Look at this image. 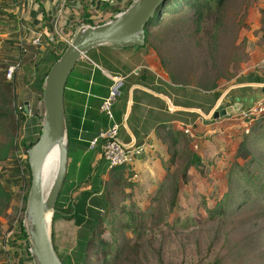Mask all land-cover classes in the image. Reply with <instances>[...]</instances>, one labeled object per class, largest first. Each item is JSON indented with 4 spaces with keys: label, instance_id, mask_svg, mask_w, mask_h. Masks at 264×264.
I'll list each match as a JSON object with an SVG mask.
<instances>
[{
    "label": "rangeland",
    "instance_id": "374dc122",
    "mask_svg": "<svg viewBox=\"0 0 264 264\" xmlns=\"http://www.w3.org/2000/svg\"><path fill=\"white\" fill-rule=\"evenodd\" d=\"M222 1L221 7L216 6L203 15L187 10L175 17H165L163 25L152 31L149 49L159 55L168 76L183 87L193 86L201 93L216 90L222 94L252 78L264 84V0ZM26 7L22 9L26 11ZM92 21L99 24L112 20L98 17ZM83 24L91 26L83 21L76 22L78 27ZM33 32L36 33L32 34V39L38 38V32ZM3 40L5 38L0 37V46ZM61 42L64 45L55 47L58 55L67 44L69 46V43ZM16 60L0 53V63L14 64ZM31 96L25 91L24 101L29 102ZM229 98L225 99L230 102ZM24 109L30 119L14 131L16 150L11 160L0 166L8 179L16 176L14 163H17L23 178L19 186L10 187L14 200L7 214L0 218V264H11L10 247H25L26 254L30 253V244L18 235L20 219L23 218V225L25 222L28 201H24V197L29 195L32 181L26 169V147L37 139V130H42L45 109L41 101L36 118L38 127L36 124L33 127L30 106L24 105ZM11 126L13 128L12 121ZM168 133L169 148H164L162 155L166 158L165 178L158 184L150 187L141 183L138 175L132 172L125 176L129 170L125 167L123 174L117 176L119 178L105 173L101 181L99 179L95 186L86 190L91 195L97 194L99 197L96 198L108 194L107 203L115 208L114 225L112 229H104L103 239L117 247L118 255L106 263L264 264V193L255 189L246 178H240L241 174L264 172V148H247L238 160L240 172L230 186L224 177L227 174L225 164L230 160L233 163L238 148H226L224 141L221 148H189L192 140L187 133H182L181 138L176 130ZM6 138L4 136L2 140ZM178 145L183 148H177ZM197 157L199 162L195 161ZM259 182L264 185V176ZM70 191L65 182L59 198L62 211L74 200L69 196ZM61 221L52 220L55 244ZM77 235L78 239L89 238V232L82 229ZM86 242L62 257L65 264H82L87 254L84 252ZM3 247L8 250L1 249ZM88 257L96 259L91 251ZM98 260L99 264L104 261L103 257Z\"/></svg>",
    "mask_w": 264,
    "mask_h": 264
},
{
    "label": "crops",
    "instance_id": "0c3cea01",
    "mask_svg": "<svg viewBox=\"0 0 264 264\" xmlns=\"http://www.w3.org/2000/svg\"><path fill=\"white\" fill-rule=\"evenodd\" d=\"M112 1L103 4L96 0L2 2L11 3L9 12H16L25 23L41 29L48 37H56L55 40L67 43L84 26L78 27L76 22L84 23L85 20H95L98 17L111 20L110 9L120 0ZM25 7L26 11L22 9ZM22 11L23 15L25 12V17ZM19 31L21 21L16 27V32ZM56 34L60 35V39ZM115 78L121 81L120 96L113 107L114 122H110L101 112V105L109 96ZM263 86L264 84L258 83V79L252 78L231 87L226 93L220 94L216 90L212 94L201 93L198 88L183 87L174 82L163 69L161 58L154 50L140 47L115 48L110 45L92 49L86 56H82L70 74L64 95L70 171L67 182L71 189L69 196L74 198L73 205L88 193L87 189H91L92 185L95 186L104 177L107 164L100 149L91 150L89 146L102 130L113 123L120 125L119 139L124 145L138 144L145 148L144 155L134 167L129 168L125 176L129 172L135 173L141 183L151 187L165 178L166 158L163 159L162 155L164 148H169L168 132L176 130L180 138L182 133H187L192 140L189 148H221L223 141L227 144L226 148H238L251 123H239L240 120L233 115L216 120L213 115L235 104H242L243 110L251 109L264 100ZM26 91L32 96L29 102L25 101V106H30L29 115L34 123L33 127L35 124L38 127L37 111L42 100H38L30 90ZM216 93L220 94L218 98ZM225 98H229L230 102ZM177 148L183 147L178 145ZM228 157L227 154L226 160ZM230 161L225 164V173ZM107 169L106 174L109 175V168ZM60 229L59 233L56 231V244L62 257L70 255L87 241L86 237L84 240L78 239L79 231L82 229L88 232V228L86 225H77L76 220L61 221ZM24 248H9L12 254L9 258L11 264H35ZM1 249L8 250L5 247Z\"/></svg>",
    "mask_w": 264,
    "mask_h": 264
},
{
    "label": "trees",
    "instance_id": "16d2710c",
    "mask_svg": "<svg viewBox=\"0 0 264 264\" xmlns=\"http://www.w3.org/2000/svg\"><path fill=\"white\" fill-rule=\"evenodd\" d=\"M136 0H127L125 6L117 4L111 7V20H114L117 15L126 11ZM222 0H165L164 4L158 9L156 16L150 20L146 27V43L142 48H149L150 38L152 37V31L160 28L165 20V17H175L184 13L187 10H194L199 15L205 14V12H211L216 6L221 7ZM12 7L11 3L0 2V35H6L5 40L0 46V53L9 58H15L14 64L0 63V166L2 163H7L11 160L13 152L17 147V136L14 131L17 130L19 124L26 122L30 118L26 114L24 109V92L26 89L30 90L38 100H42V94L44 84L48 73L53 65L61 58L63 53L68 48H64L61 54H57L55 47L58 44L64 45L61 41H56V37H48L42 33L41 29H35L27 22L21 20L16 12H8ZM3 17V19H2ZM6 20H4L5 18ZM21 21V31L16 32L15 26ZM86 25L98 26L105 24L95 23L92 20H85ZM45 25V24H44ZM23 26V27H22ZM11 30V31H10ZM36 30L38 34H41L40 43L36 44L35 38L32 34ZM74 37V36H73ZM72 37V39H73ZM63 43V44H62ZM66 45V44H65ZM49 66V67H48ZM11 67H16L12 79H7V74ZM216 98L220 96L219 93L215 94ZM11 121L13 128L11 126ZM69 129V127H68ZM40 131H38V137L35 141L30 142L26 147L27 151L33 147L40 138ZM70 134V132H69ZM6 136L7 138L2 140ZM26 143V142H25ZM247 148H264V114H256L253 117V122L249 129L244 132L243 137L240 140L237 151L233 158V163L227 169V182L232 186L234 178L238 176L240 172V166L238 160ZM196 162L200 159L195 158ZM27 164V171L31 174L29 162ZM191 162L190 164H192ZM16 165V176L5 179L3 172L0 170V218L7 214L10 204L14 200V194L11 190V186H19L23 178L19 175L20 169ZM125 167H115L109 169V175L119 176L123 174ZM108 169H105V173ZM70 171L68 168L66 181L69 179ZM264 176V172L258 174L245 176L241 174L240 178H246L255 189H259L264 193V185L259 182V179ZM119 178V177H117ZM29 185V184H28ZM65 185V184H64ZM29 187V186H28ZM230 195V192H228ZM103 192H100V196H103ZM108 194L105 197H99L97 194L91 195L89 192L83 196L82 199L77 201L73 205V201L68 205L65 211L59 206V199L56 203L55 214L53 216V222L57 219L64 221L76 220L77 225H86L89 232V238L87 239L85 250L87 252L82 264H99V257H103L102 264H107V260H113L118 255L117 247L109 240H104V229H112L114 225V206H109L107 201ZM60 198V196H59ZM226 198V196H225ZM28 199V196L24 197V201ZM228 200V198H226ZM110 204V203H109ZM24 211L22 212L23 215ZM120 213H118V216ZM19 237L28 241L26 229L23 225V218L20 219V234ZM55 232L53 229L52 241L57 252V255L65 264L62 256L56 249L55 244ZM89 251L94 253L96 259H90L88 257ZM30 255V254H29Z\"/></svg>",
    "mask_w": 264,
    "mask_h": 264
},
{
    "label": "water",
    "instance_id": "95a60500",
    "mask_svg": "<svg viewBox=\"0 0 264 264\" xmlns=\"http://www.w3.org/2000/svg\"><path fill=\"white\" fill-rule=\"evenodd\" d=\"M164 2L165 0H136L126 11L108 23L95 27H81L46 77L42 94L45 116L41 135L38 142L27 151L32 181L24 227L35 264H63L53 245L51 225L68 171V130L64 106L68 78L82 56H86L96 47L103 45L115 48L144 47L146 27ZM262 91L264 93V86ZM26 110L29 112L28 107ZM242 110V104H235L215 112L213 117L218 120L238 114ZM56 144L61 147L59 168L54 185L45 196L43 165L49 151ZM49 214L50 227L47 223Z\"/></svg>",
    "mask_w": 264,
    "mask_h": 264
},
{
    "label": "built area",
    "instance_id": "2783aa9c",
    "mask_svg": "<svg viewBox=\"0 0 264 264\" xmlns=\"http://www.w3.org/2000/svg\"><path fill=\"white\" fill-rule=\"evenodd\" d=\"M99 4L106 2H113L112 0H96ZM127 0H120L117 4H122L125 6ZM118 16V15H117ZM40 38H35V43H40ZM70 44V42H67ZM262 60L264 63V48L262 51ZM16 67H11L7 74V79H12V75ZM120 79L115 78L114 85L111 87L109 96L103 101L101 105V112L105 114L110 122H114L115 116L113 107L117 99L120 96ZM256 114H264V100L258 102L254 107L249 110H242L238 114H233V116L240 120V122L251 123L253 122V117ZM232 116V115H229ZM120 125L113 123L109 128L102 130L91 142L90 149L97 150L100 149V154L105 160L107 167L109 169L115 167H127L132 168L135 163L140 159L144 153L145 148L138 144H132L130 146L124 145L119 139ZM30 251V250H29ZM30 254V253H29ZM31 255V254H30ZM32 257V256H31Z\"/></svg>",
    "mask_w": 264,
    "mask_h": 264
},
{
    "label": "bare ground",
    "instance_id": "6f19581e",
    "mask_svg": "<svg viewBox=\"0 0 264 264\" xmlns=\"http://www.w3.org/2000/svg\"><path fill=\"white\" fill-rule=\"evenodd\" d=\"M60 155H61V147L59 144H56L51 148L45 159L43 165V185L45 190V196H47L50 193L54 185L59 168ZM47 223L50 227L51 214L47 216Z\"/></svg>",
    "mask_w": 264,
    "mask_h": 264
}]
</instances>
